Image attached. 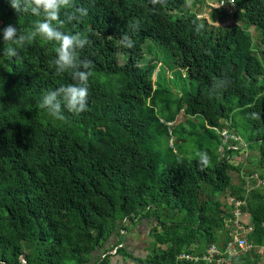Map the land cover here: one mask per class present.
Here are the masks:
<instances>
[{
	"label": "trees",
	"instance_id": "trees-1",
	"mask_svg": "<svg viewBox=\"0 0 264 264\" xmlns=\"http://www.w3.org/2000/svg\"><path fill=\"white\" fill-rule=\"evenodd\" d=\"M75 4L88 14L62 30L91 41L80 52L94 64L87 111L64 109L61 121L40 108L47 90L75 83L71 71L57 75L49 63L55 42L37 37L16 58L0 54V264H89L99 251L97 264H110L115 255L142 264H261L264 0L209 7L211 21L188 10L186 0H167L155 10L148 0ZM39 19L0 0V29L11 24L22 33ZM135 19L141 28L129 33L134 47L122 48L119 37ZM147 41L166 48L174 68L185 73L181 79L193 85L181 97L153 83L156 65L143 61ZM8 46L0 36V51ZM217 80H227V87L213 90ZM179 112L199 118L202 130L193 131L200 121L171 130ZM223 131L239 141H224ZM185 139H197L192 158L181 149ZM248 151L256 153L254 166L252 158L245 161ZM198 152L208 154V166ZM228 172L238 175L234 186ZM252 174L261 184L253 180L245 194ZM227 189L230 199L245 201L246 254L227 250L235 230L233 203L219 199ZM144 220L149 246L144 258L134 259L123 241ZM114 235L117 243L102 250ZM211 245L220 255L209 263L203 257Z\"/></svg>",
	"mask_w": 264,
	"mask_h": 264
},
{
	"label": "clouds",
	"instance_id": "clouds-1",
	"mask_svg": "<svg viewBox=\"0 0 264 264\" xmlns=\"http://www.w3.org/2000/svg\"><path fill=\"white\" fill-rule=\"evenodd\" d=\"M148 2L154 10L157 5L161 7L167 5V0H148ZM9 6L16 13H30L42 19L35 21L30 29H25L22 33L11 24L0 29L3 44L9 45L3 48L0 54L8 58H16L19 55L18 49L30 44L37 37L55 42L57 45L55 57L49 63L54 67L57 75L71 71L72 80L75 81L47 90L42 96L40 108L46 109L51 117L61 121L66 120L64 109L75 114L87 111L88 81L94 64L87 57L81 58L80 52L90 45L91 41L81 32L62 30L66 23L81 22L88 14L87 9L82 6L77 7L75 0H9ZM62 10H64L63 20L60 18ZM140 28L139 19L129 23L128 31L119 37L120 46L133 48L134 41L129 33L139 31ZM227 84V80H217L213 90L223 89ZM260 115L258 112L251 113L253 119H259ZM197 157L202 166L206 167L210 164V157L206 152H198Z\"/></svg>",
	"mask_w": 264,
	"mask_h": 264
},
{
	"label": "rangeland",
	"instance_id": "rangeland-1",
	"mask_svg": "<svg viewBox=\"0 0 264 264\" xmlns=\"http://www.w3.org/2000/svg\"><path fill=\"white\" fill-rule=\"evenodd\" d=\"M219 1H224L225 3H227V1H232V0H186L185 6L187 7L188 10L198 13V18L200 19L205 18L208 21H211L209 19L210 16L209 7L215 9L223 8L224 6H217L218 5L217 3ZM183 8L184 6L180 10H183ZM230 10L233 11L234 7L232 6L230 7V9H228L229 14L231 12ZM231 23H233V21H230V24ZM213 25L220 26L221 24L213 23ZM250 32L251 34L253 33L252 29H250ZM143 52H144L143 61L144 62L148 61L149 63H154L156 65V69L152 75L153 83H156V81L158 80L157 84H159L162 87L168 86L171 89V91L176 93L179 97H181L180 95L183 94V91L191 89V86L193 85L189 84L188 81L184 82L183 79H181V77L185 76V73L183 71H179L174 68L172 64L173 60L171 57V53L166 48L157 45L151 41H147L143 46ZM187 117L189 116L185 115L183 112H179V115L177 116L175 122L169 125L170 129L174 130L182 126L183 129L187 130L192 124H198V121H200V124L197 127H195L193 131L195 132L196 130L198 131L202 130L201 120L199 118H190V120H188ZM234 137L237 139L236 141H239V138L237 136ZM196 141L197 139L195 140L185 139L180 141L181 149L183 150V152L187 153V155H184V157L192 158L196 155L195 153L198 151ZM174 142L175 141H173V143ZM237 147H239L238 143H237ZM254 154L256 153H253L252 151H248L245 157L246 162L251 161L252 158L251 163L253 166L254 163L257 161L255 160L256 157L254 156ZM228 173L231 178V184L234 186L237 183L238 175L235 172H228ZM229 197H232L231 189H227L224 193H222L219 196V199L224 200V199H228ZM140 226L142 227L141 233L144 235V238L147 239L146 240L147 242L150 241V238L147 235L149 230L148 221L147 220L142 221ZM134 243L135 244L131 246L132 253L136 257L144 258L145 254L142 252L143 250L142 248L148 247L149 244H146L143 241L140 242L139 240H135ZM123 245L126 248H128L126 246L127 245L126 243H124ZM113 252L114 251H112V253ZM125 264H142V263L139 261H134L133 259H129L125 262ZM261 264H264V257L261 259Z\"/></svg>",
	"mask_w": 264,
	"mask_h": 264
},
{
	"label": "built area",
	"instance_id": "built-area-1",
	"mask_svg": "<svg viewBox=\"0 0 264 264\" xmlns=\"http://www.w3.org/2000/svg\"><path fill=\"white\" fill-rule=\"evenodd\" d=\"M230 4L232 5V1H229ZM227 4L224 1H220L218 3L217 6H226ZM223 140H228V139H233V140H237L234 135H228L227 132H223L221 133ZM255 180L256 181V185L255 187H258L261 184V181L258 179L257 174H252L247 180H246V191L245 194H247L248 192H250L251 190H253V187H251V183L252 181ZM230 201L233 203V206L235 207L234 210V217L235 220L232 222L231 226L233 227L234 230V241L233 243L229 244L227 247L228 251H231L234 248H238L240 251L243 252H247L251 250V246L247 243L246 239L242 236H240L241 234L244 236L245 230L242 228V226L240 225L242 223L241 218L243 216V213L241 211V207L245 206V201L244 200H239V199H235L231 198ZM241 231V232H240ZM242 237V238H240ZM219 252L217 251L216 247L211 245L209 247V249L207 250V256H204L203 259L209 261V263L212 262L214 256H219ZM182 258H185L186 260H194L197 261L198 258H193L190 255H182ZM224 259L223 258H219L216 262L220 263L223 262Z\"/></svg>",
	"mask_w": 264,
	"mask_h": 264
},
{
	"label": "crops",
	"instance_id": "crops-1",
	"mask_svg": "<svg viewBox=\"0 0 264 264\" xmlns=\"http://www.w3.org/2000/svg\"><path fill=\"white\" fill-rule=\"evenodd\" d=\"M141 223L142 222H140V224H138V226L135 228V229H133L132 230V234H133V236H132V234L130 235H128L126 238H125V240L123 241V244L124 243H126L127 245V247L128 248H126L124 245H123V247L126 249V251H127V253H129V254H131L133 257H134V259L135 258H140V257H136L133 253H132V249H131V246L133 245V244H135L134 242H135V240H139L140 242H145L147 239H145L144 238V235L141 233V231H142V227L140 226L141 225ZM137 231V232H135V234H137V235H139L140 236V238H138V237H135V235H134V231ZM148 232H149V230H148ZM147 235H148V233H147ZM117 243V240H115V235L114 236H112V238L111 239H109L105 244H104V248H102V250H109L111 247H113V245H115ZM143 250H142V252L146 255V252L144 251V247L142 248ZM130 250V251H129ZM114 251V250H113ZM111 253H112V251H111ZM101 254V251H99V252H96V253H94L93 255H92V259H91V261L89 262V264H97V262H98V258H99V255ZM145 257V256H144ZM110 264H125V260L123 259V258H121V256H113V257H111V259H110ZM135 261V260H134Z\"/></svg>",
	"mask_w": 264,
	"mask_h": 264
},
{
	"label": "bare ground",
	"instance_id": "bare-ground-1",
	"mask_svg": "<svg viewBox=\"0 0 264 264\" xmlns=\"http://www.w3.org/2000/svg\"><path fill=\"white\" fill-rule=\"evenodd\" d=\"M233 241H234V238H233ZM233 241H231L230 243H228V244H227V247H228L229 244L233 243ZM241 252H242L243 254H246L248 251H247V252H243V251H241Z\"/></svg>",
	"mask_w": 264,
	"mask_h": 264
}]
</instances>
